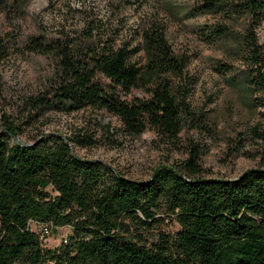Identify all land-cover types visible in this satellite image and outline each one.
Wrapping results in <instances>:
<instances>
[{"label": "trees", "instance_id": "obj_1", "mask_svg": "<svg viewBox=\"0 0 264 264\" xmlns=\"http://www.w3.org/2000/svg\"><path fill=\"white\" fill-rule=\"evenodd\" d=\"M203 6L226 7L247 21L236 43L246 59L242 83L252 95L264 92V42L255 32L264 22V0H204ZM137 33L135 46L31 37L28 48L52 56L57 68L46 95L32 103L101 110L129 134L150 128L177 137L188 106L179 97L187 92L174 80L182 78L186 59L174 53L158 24ZM6 56L0 38V62ZM137 87L146 98L128 97ZM262 104L252 98L253 106ZM18 130L7 122L0 131V264H264V168L205 178L193 149L179 164L131 179L74 153L94 144L91 135L48 132L23 143L13 140ZM250 132L264 141L263 125ZM40 225L67 227L65 241L45 247Z\"/></svg>", "mask_w": 264, "mask_h": 264}, {"label": "rangeland", "instance_id": "obj_2", "mask_svg": "<svg viewBox=\"0 0 264 264\" xmlns=\"http://www.w3.org/2000/svg\"><path fill=\"white\" fill-rule=\"evenodd\" d=\"M203 5L204 0H1L0 38L7 56L0 62V131L7 122L17 126L13 140L23 143L48 132L91 135L94 144L74 147V153L131 179H146L160 165L179 164L193 149L199 151L205 178H234L246 169L264 168V141L250 132L264 126V92L252 95L242 83L246 59L236 44L247 21L226 7L207 11ZM153 22L163 28L174 53L186 59L182 78L174 80L180 92H187L179 97L188 106L177 137L165 138L150 128L129 134L115 116L101 110L67 112L32 103L46 95L57 68L52 56L28 48L31 37L108 39L135 46L139 28ZM223 26L229 33L218 34ZM255 32L263 43L264 22ZM134 60L141 61V53ZM128 97L147 94L137 87ZM255 97L263 104L253 106ZM68 231L50 229L43 245L58 246Z\"/></svg>", "mask_w": 264, "mask_h": 264}, {"label": "built area", "instance_id": "obj_3", "mask_svg": "<svg viewBox=\"0 0 264 264\" xmlns=\"http://www.w3.org/2000/svg\"><path fill=\"white\" fill-rule=\"evenodd\" d=\"M38 231L40 233V239L42 240V242L44 243V239L46 238V236L48 235L49 231H50V227L47 225H40L38 226ZM64 241V240H63Z\"/></svg>", "mask_w": 264, "mask_h": 264}, {"label": "bare ground", "instance_id": "obj_4", "mask_svg": "<svg viewBox=\"0 0 264 264\" xmlns=\"http://www.w3.org/2000/svg\"><path fill=\"white\" fill-rule=\"evenodd\" d=\"M65 241V240H64Z\"/></svg>", "mask_w": 264, "mask_h": 264}]
</instances>
